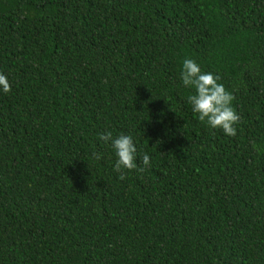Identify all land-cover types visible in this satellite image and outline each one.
Wrapping results in <instances>:
<instances>
[{
  "label": "trees",
  "instance_id": "obj_1",
  "mask_svg": "<svg viewBox=\"0 0 264 264\" xmlns=\"http://www.w3.org/2000/svg\"><path fill=\"white\" fill-rule=\"evenodd\" d=\"M0 73V264H264V0H0ZM109 131L143 173L118 179Z\"/></svg>",
  "mask_w": 264,
  "mask_h": 264
},
{
  "label": "clouds",
  "instance_id": "obj_2",
  "mask_svg": "<svg viewBox=\"0 0 264 264\" xmlns=\"http://www.w3.org/2000/svg\"><path fill=\"white\" fill-rule=\"evenodd\" d=\"M180 79L185 87L195 90L194 94L187 97V101L198 120L213 130H222L226 136L235 137L237 135L235 125L241 118L232 107L234 96L218 82L221 77L211 72H202L195 60L186 58L182 63ZM0 90L5 94L11 92V85L3 73H0ZM100 139L106 144L111 142L117 157L113 170L119 174V180L126 179L125 170L143 173L150 166V157L145 153L142 156L144 166L138 167L137 148L131 135L121 133L113 138L112 132L109 131L101 133ZM93 158L100 160L101 154L94 152Z\"/></svg>",
  "mask_w": 264,
  "mask_h": 264
}]
</instances>
